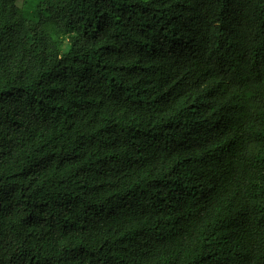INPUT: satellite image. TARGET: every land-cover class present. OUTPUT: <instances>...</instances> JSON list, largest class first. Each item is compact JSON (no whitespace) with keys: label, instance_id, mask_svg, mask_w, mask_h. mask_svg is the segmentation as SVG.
Returning <instances> with one entry per match:
<instances>
[{"label":"trees","instance_id":"1","mask_svg":"<svg viewBox=\"0 0 264 264\" xmlns=\"http://www.w3.org/2000/svg\"><path fill=\"white\" fill-rule=\"evenodd\" d=\"M0 264H264V0H0Z\"/></svg>","mask_w":264,"mask_h":264}]
</instances>
